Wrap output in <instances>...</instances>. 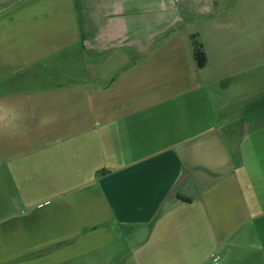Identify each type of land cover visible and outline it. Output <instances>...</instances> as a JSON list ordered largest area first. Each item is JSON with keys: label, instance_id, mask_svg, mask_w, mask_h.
Listing matches in <instances>:
<instances>
[{"label": "crops", "instance_id": "crops-1", "mask_svg": "<svg viewBox=\"0 0 264 264\" xmlns=\"http://www.w3.org/2000/svg\"><path fill=\"white\" fill-rule=\"evenodd\" d=\"M238 1L0 0V264H264V144L194 55L243 75Z\"/></svg>", "mask_w": 264, "mask_h": 264}, {"label": "rangeland", "instance_id": "rangeland-1", "mask_svg": "<svg viewBox=\"0 0 264 264\" xmlns=\"http://www.w3.org/2000/svg\"><path fill=\"white\" fill-rule=\"evenodd\" d=\"M238 2L240 4L235 7L236 13H241L243 8L249 15L263 14L262 19L259 17L258 20L256 18L249 20L250 29L244 36L247 44L243 48L238 47V51L234 54L237 57L235 61L239 64L246 63L243 75L233 79H226L224 76L217 79L220 70H217L215 65L214 68L207 63L205 70L207 78L216 80L211 85L213 108L222 109L229 122L221 132L225 140L221 141L223 148L220 149L224 154L228 152L232 154L234 165L241 164V156L246 155L247 146L253 144L255 151H258L257 146L264 144V0ZM243 2L247 3L243 4ZM226 4L224 3L223 6L226 7ZM256 44L259 48L258 52L253 51Z\"/></svg>", "mask_w": 264, "mask_h": 264}, {"label": "trees", "instance_id": "trees-1", "mask_svg": "<svg viewBox=\"0 0 264 264\" xmlns=\"http://www.w3.org/2000/svg\"><path fill=\"white\" fill-rule=\"evenodd\" d=\"M194 41V55L200 69H204L208 63L206 53L204 52L203 45L197 40V37H193Z\"/></svg>", "mask_w": 264, "mask_h": 264}]
</instances>
